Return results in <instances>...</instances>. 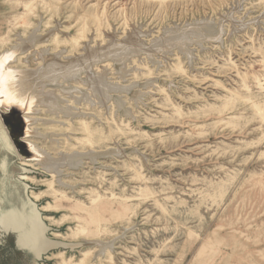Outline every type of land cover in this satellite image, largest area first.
<instances>
[{"label":"rangeland","instance_id":"1","mask_svg":"<svg viewBox=\"0 0 264 264\" xmlns=\"http://www.w3.org/2000/svg\"><path fill=\"white\" fill-rule=\"evenodd\" d=\"M0 36L15 76L58 70L29 132L75 156L23 165L0 119V195L51 243L0 227V264H264V0H0Z\"/></svg>","mask_w":264,"mask_h":264},{"label":"bare ground","instance_id":"2","mask_svg":"<svg viewBox=\"0 0 264 264\" xmlns=\"http://www.w3.org/2000/svg\"><path fill=\"white\" fill-rule=\"evenodd\" d=\"M17 18L18 19L16 20L19 25H22L26 21L25 15H21L20 17H17ZM0 37H2V40H4L3 36H0ZM167 37L171 39H175L177 36L176 34H168ZM68 39H70L72 42L78 43V40L75 37L69 36ZM57 71L58 70L56 69L55 66L50 65L41 71L34 72L30 75L27 74L24 76L21 75L20 77H17L15 76L17 72H13L7 69L3 62V59L0 56V103H3V102L17 103V104H20L21 106H26V110L30 111V114H25V117L28 121H30V123H33L34 120L32 119L34 116L32 114H34V112L36 111V108L34 109L33 106H37L38 103L41 104L43 100H46V102H44L45 104L46 103L55 104L53 103L54 102L53 99L47 98L46 96L39 97V98L32 97L31 94L34 92V89H35L34 87L36 85H39L38 83L44 84L45 83L44 81L54 79L53 78L55 76L54 74ZM81 122L84 123L85 120H82ZM29 133L30 135L26 139L32 144V147L36 151L37 155L35 159H32V160H26V159L21 158L22 159L21 163L23 165L32 166L33 164H39L43 167L44 170L51 173L52 178H56L60 174L59 167L61 166L62 162L64 163L65 161H69L73 163L74 158H75L74 154L63 155V157L60 160L51 158V156L48 157V153L42 148H40L37 145V142L31 138L34 134L36 135V132L33 131ZM35 160H37V162H34ZM5 163H6V159H3L1 166L4 167ZM28 177L29 176L27 175L21 176V178L23 179L28 178ZM9 189L11 190V188ZM6 194L4 193L2 197L0 195L1 197L0 204L2 202L9 203L8 206H5L6 204L4 205L1 204L0 206V227L3 228L7 232L10 229L14 230L17 235V246L20 249L24 248L25 250H31L33 254L35 255V257L38 258L39 256H41L42 252L48 246L51 245V243L48 242L43 236L45 226H43L42 218L39 212L36 210L37 207L35 208V204L33 203H31L30 205L24 203L22 198L20 199L19 204H14L12 198H10L8 194L7 195Z\"/></svg>","mask_w":264,"mask_h":264},{"label":"water","instance_id":"3","mask_svg":"<svg viewBox=\"0 0 264 264\" xmlns=\"http://www.w3.org/2000/svg\"><path fill=\"white\" fill-rule=\"evenodd\" d=\"M25 114H30L26 106L17 103H0V119L18 155L23 159L32 160L35 159L37 153L26 139L30 135V121L26 119Z\"/></svg>","mask_w":264,"mask_h":264},{"label":"built area","instance_id":"4","mask_svg":"<svg viewBox=\"0 0 264 264\" xmlns=\"http://www.w3.org/2000/svg\"><path fill=\"white\" fill-rule=\"evenodd\" d=\"M96 1H104V0H96ZM116 1V3L117 2H121V3H124L125 1H127V0H113V2H115ZM130 1V0H129Z\"/></svg>","mask_w":264,"mask_h":264}]
</instances>
